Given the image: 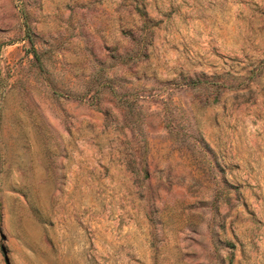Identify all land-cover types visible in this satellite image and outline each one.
Masks as SVG:
<instances>
[{"label":"rangeland","instance_id":"rangeland-1","mask_svg":"<svg viewBox=\"0 0 264 264\" xmlns=\"http://www.w3.org/2000/svg\"><path fill=\"white\" fill-rule=\"evenodd\" d=\"M5 142L0 264H264V0H0Z\"/></svg>","mask_w":264,"mask_h":264},{"label":"crops","instance_id":"crops-1","mask_svg":"<svg viewBox=\"0 0 264 264\" xmlns=\"http://www.w3.org/2000/svg\"><path fill=\"white\" fill-rule=\"evenodd\" d=\"M10 148H11V144L9 142H5V149H4L5 155L3 161L0 162V213L3 207V194H2L3 189L10 190V185L16 186L19 180V175L16 169L17 166L12 158L13 154Z\"/></svg>","mask_w":264,"mask_h":264}]
</instances>
